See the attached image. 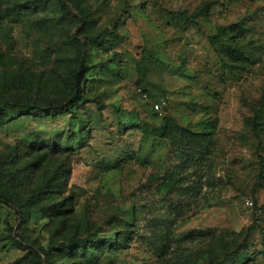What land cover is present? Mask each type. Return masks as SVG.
<instances>
[{
    "label": "rangeland",
    "instance_id": "obj_1",
    "mask_svg": "<svg viewBox=\"0 0 264 264\" xmlns=\"http://www.w3.org/2000/svg\"><path fill=\"white\" fill-rule=\"evenodd\" d=\"M262 158L264 0H0V264H264Z\"/></svg>",
    "mask_w": 264,
    "mask_h": 264
},
{
    "label": "trees",
    "instance_id": "obj_2",
    "mask_svg": "<svg viewBox=\"0 0 264 264\" xmlns=\"http://www.w3.org/2000/svg\"><path fill=\"white\" fill-rule=\"evenodd\" d=\"M70 42L72 44H74V46L77 49L78 69L72 73L73 99L71 101H69L68 103H63L62 105L57 107V110H59L58 114H60V115H66V114L75 115L76 114V107L74 104H76L78 102L81 103L87 99L85 89L82 86V82L86 78V71H87V67L85 64V60H86L85 47H84V45H82L78 42H75L74 40H70ZM25 108L33 110V111L44 112L45 115L49 118L54 116L53 109H56V107H45V108H43L36 103L25 105ZM251 127L255 132H257L259 130V126L255 121L251 122ZM261 163H262V166H264V159L263 158L261 159ZM78 244H79V247H83L85 244V241L84 240L78 241ZM79 252L83 253L82 250H80Z\"/></svg>",
    "mask_w": 264,
    "mask_h": 264
},
{
    "label": "built area",
    "instance_id": "obj_3",
    "mask_svg": "<svg viewBox=\"0 0 264 264\" xmlns=\"http://www.w3.org/2000/svg\"><path fill=\"white\" fill-rule=\"evenodd\" d=\"M165 106V103H156L155 105H154V107H155V109L157 110V111H161L162 109H163V107Z\"/></svg>",
    "mask_w": 264,
    "mask_h": 264
}]
</instances>
